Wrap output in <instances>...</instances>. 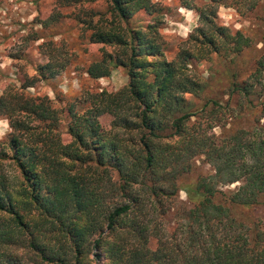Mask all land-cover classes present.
Instances as JSON below:
<instances>
[{
    "label": "trees",
    "instance_id": "16d2710c",
    "mask_svg": "<svg viewBox=\"0 0 264 264\" xmlns=\"http://www.w3.org/2000/svg\"><path fill=\"white\" fill-rule=\"evenodd\" d=\"M55 1L35 21L49 26L62 17L59 6L70 7L81 39L100 52L86 74L99 79L121 66L128 80L68 97L29 93L70 62L72 53L57 48L36 75L4 85L0 264H264V227L231 209L264 203V43L243 79L228 73L224 101L203 96L208 83L197 72L202 60L232 63L251 44L244 30L217 21L218 6L249 15L256 0H181L199 24L171 59L154 0H105L101 9L88 0ZM138 10L154 19L134 24ZM38 37L30 29L27 39ZM193 96L204 100L197 106ZM240 116L252 124L234 127ZM198 154L213 171L179 184L187 195L180 203L177 178Z\"/></svg>",
    "mask_w": 264,
    "mask_h": 264
},
{
    "label": "rangeland",
    "instance_id": "374dc122",
    "mask_svg": "<svg viewBox=\"0 0 264 264\" xmlns=\"http://www.w3.org/2000/svg\"><path fill=\"white\" fill-rule=\"evenodd\" d=\"M154 1L161 8L158 16L161 24L158 30L166 44V57L171 59L179 42L199 24V18L196 9L183 5L181 0ZM190 1H196V4L201 5L205 0ZM55 3V0H0V93L7 82L20 86L26 75H36L38 64L45 62L50 57V53L55 52L57 48L72 53L70 62L55 75L37 79L32 86L26 88L29 93L48 94L50 97L61 94L68 97L88 88L99 90L105 87L113 90L125 84L128 75L121 66L115 67L109 75L99 79H92L86 74L85 66L100 52L97 51L95 45L88 44L81 39L83 34L80 33V25L70 16V7L59 6L62 17L56 22H51L49 26L41 27V23L35 21L37 16H47L56 7ZM85 5L101 9L105 5V0H88ZM153 19L154 16L151 13L138 10L132 22L134 24L146 23ZM217 21L233 29L241 28L251 36V44L235 56L232 63L213 55L211 59L202 60L198 64V74L208 83L203 96L219 95L222 98L221 101H224L226 95L223 90L229 81L228 73L235 71L238 77L243 79L254 68L255 60L263 50L264 0H256L254 10L249 15H241L234 7L220 4L217 9ZM30 29H37L40 37L28 40ZM25 36L28 41L24 40ZM84 46L85 49H83ZM13 54L20 55L13 57ZM203 96H193L194 104L198 106L204 100ZM58 103H63V101ZM240 117L233 125L234 127L252 124L251 117ZM99 120L107 126L109 116L103 115ZM212 122L211 131L218 134L221 131L220 123L216 118ZM220 122L223 124L225 118L220 117ZM229 125L227 123V126ZM8 130L7 119L0 115V139ZM211 171H213L211 164L202 154H198L192 158L191 168L178 176L177 183L179 185L192 181L196 175ZM234 185L235 183H232L223 186L222 189L228 191L233 189ZM178 187L176 199L180 203L187 202L185 190L180 185ZM231 209L240 220L256 221L264 227V203L245 208L232 206ZM167 222L171 225L173 217L168 218ZM150 244H153V240Z\"/></svg>",
    "mask_w": 264,
    "mask_h": 264
}]
</instances>
